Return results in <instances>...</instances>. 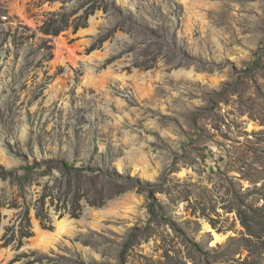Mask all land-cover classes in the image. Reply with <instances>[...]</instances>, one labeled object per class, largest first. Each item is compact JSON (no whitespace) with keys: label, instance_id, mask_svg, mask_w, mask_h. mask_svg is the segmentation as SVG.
I'll return each mask as SVG.
<instances>
[{"label":"rangeland","instance_id":"374dc122","mask_svg":"<svg viewBox=\"0 0 264 264\" xmlns=\"http://www.w3.org/2000/svg\"><path fill=\"white\" fill-rule=\"evenodd\" d=\"M102 73L129 77L101 90ZM64 217L84 225L27 247ZM6 249L0 264H264V0H0Z\"/></svg>","mask_w":264,"mask_h":264},{"label":"bare ground","instance_id":"6f19581e","mask_svg":"<svg viewBox=\"0 0 264 264\" xmlns=\"http://www.w3.org/2000/svg\"><path fill=\"white\" fill-rule=\"evenodd\" d=\"M94 26V23H93ZM92 26L91 29H82V32H94L95 28ZM108 49V48H107ZM107 49L105 50V53H96V56L99 58H102L103 56H106L108 51ZM107 72V71H105ZM109 72V71H108ZM174 74H176L177 76L180 74H184L187 76H192V71H188V70H184V69H179L177 71L174 72ZM143 76H147L150 78L151 74L149 72H147L146 74H143ZM92 77V76H91ZM90 78V83L92 84H97L99 86V88L101 90H103L104 88L101 86L102 81L108 80L107 77H109V79L111 81H119L122 84L125 82L126 78L129 76H125V75H114L113 73H102L100 75V79H95V78ZM99 77V76H98ZM134 77H136V75H131L130 78L133 79ZM101 86V87H100ZM118 102H121V100H118ZM84 225V218L82 219H69L67 217H64L63 219L57 220L55 222V228L52 231H47V230H43L40 226H38L37 224H35L34 226V232L35 235L34 237L30 240V244L27 245V247L29 248H37L40 249L41 251H47L50 248H53L55 246L56 243H58L63 236H70L73 233L78 231V228L80 226ZM1 255H6V256H10L11 255V251L6 249V250H0V256Z\"/></svg>","mask_w":264,"mask_h":264},{"label":"trees","instance_id":"16d2710c","mask_svg":"<svg viewBox=\"0 0 264 264\" xmlns=\"http://www.w3.org/2000/svg\"><path fill=\"white\" fill-rule=\"evenodd\" d=\"M84 26V25H83ZM58 32V30H55V34ZM40 168H44L46 169L47 168V165L44 164L43 165H38V164H34V165H31V166H27V167H24L22 168V173H21V176L22 178H26L27 177V174L28 172L31 170V169H40ZM13 174V173H12ZM20 175V174H19ZM42 198V197H41ZM43 204V203H42ZM26 221L24 222H21L20 226H19V232H18V235L16 236V241H17V245L19 246L20 244H22V238L24 237H28L30 236V231L28 230V225L29 223H25ZM14 238V235L12 236ZM18 237V238H17Z\"/></svg>","mask_w":264,"mask_h":264},{"label":"built area","instance_id":"2783aa9c","mask_svg":"<svg viewBox=\"0 0 264 264\" xmlns=\"http://www.w3.org/2000/svg\"><path fill=\"white\" fill-rule=\"evenodd\" d=\"M7 17L6 16H3V19H6Z\"/></svg>","mask_w":264,"mask_h":264}]
</instances>
